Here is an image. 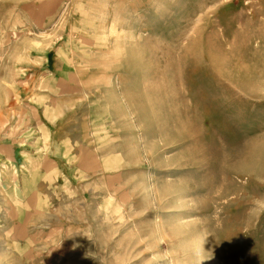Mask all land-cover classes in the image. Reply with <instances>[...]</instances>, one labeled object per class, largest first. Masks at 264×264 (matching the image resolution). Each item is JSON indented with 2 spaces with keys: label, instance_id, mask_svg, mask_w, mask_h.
Wrapping results in <instances>:
<instances>
[{
  "label": "rangeland",
  "instance_id": "374dc122",
  "mask_svg": "<svg viewBox=\"0 0 264 264\" xmlns=\"http://www.w3.org/2000/svg\"><path fill=\"white\" fill-rule=\"evenodd\" d=\"M50 93L103 176L75 241L25 243L0 171V264H264V0H0L2 133Z\"/></svg>",
  "mask_w": 264,
  "mask_h": 264
},
{
  "label": "crops",
  "instance_id": "0c3cea01",
  "mask_svg": "<svg viewBox=\"0 0 264 264\" xmlns=\"http://www.w3.org/2000/svg\"><path fill=\"white\" fill-rule=\"evenodd\" d=\"M54 81L61 90H70L65 78L57 77ZM51 95L47 101L38 99L25 104L24 114L14 129L17 133L12 130L3 134L0 130L3 181L6 182L8 167L13 171L10 179L14 190L23 188L24 182L19 184L18 179H32L30 186L23 188L30 194L7 202L8 217L12 221L10 234L17 242L75 241L83 228V218L79 214L81 200L74 196L79 194L82 184L103 176L97 154L60 133L66 127L60 122L63 111L56 114L54 109L64 96Z\"/></svg>",
  "mask_w": 264,
  "mask_h": 264
}]
</instances>
